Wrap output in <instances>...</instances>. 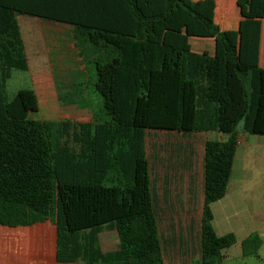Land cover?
Masks as SVG:
<instances>
[{
    "label": "trees",
    "instance_id": "1",
    "mask_svg": "<svg viewBox=\"0 0 264 264\" xmlns=\"http://www.w3.org/2000/svg\"><path fill=\"white\" fill-rule=\"evenodd\" d=\"M178 10L217 37L223 58L148 41L153 23ZM18 16L73 28L87 90L101 98L97 111L88 96L92 122L31 119L39 103L30 89L9 100L13 71L29 69ZM208 133L227 138L204 142L202 216L198 224L179 220L178 233L170 219L182 210L170 203L179 177L159 184L154 170L163 147L152 140ZM239 133L264 136V69L241 64L226 35L181 1L0 0V217L3 205L49 208L59 264H166L177 257L185 264L190 256L224 263L237 238L218 236L212 205L226 196ZM171 157L193 186L195 147L179 144ZM105 231L117 233V250H102ZM262 244L252 234L243 254L255 256Z\"/></svg>",
    "mask_w": 264,
    "mask_h": 264
},
{
    "label": "crops",
    "instance_id": "2",
    "mask_svg": "<svg viewBox=\"0 0 264 264\" xmlns=\"http://www.w3.org/2000/svg\"><path fill=\"white\" fill-rule=\"evenodd\" d=\"M179 1L209 19L226 35L236 49L241 64L264 69V0ZM44 22L59 26L63 33L62 39H69L77 51L71 26ZM152 28L153 32L148 34L147 39L154 44L213 58L224 57L223 47L217 37L208 32L202 24L194 21L186 11H175L167 20L153 23ZM77 54L79 57L78 51ZM79 60L82 63L80 57ZM84 72L88 78L85 67ZM38 113L39 111L35 114ZM257 147L260 152L256 150ZM263 149L264 136H239L226 196L212 205L214 230L223 231L227 227L226 234L234 233L239 238L237 241L241 243L254 233L264 240V176L261 179V174L264 173ZM261 156L263 164L258 167ZM190 189L192 194L189 193ZM188 193V203L192 211L196 200L195 182L190 187L189 181ZM171 196L170 205L175 209L180 204L183 205L179 195L171 191ZM174 196L178 197V201ZM3 206L7 209L6 212L3 211V218L0 217V264H59L57 228L51 210H42L39 206L27 207L19 203L14 204L12 209L10 205ZM186 212L187 215L191 214H188L189 210ZM7 217H11L8 222ZM189 219H184L183 222ZM170 220L180 233V219L173 216ZM224 233L218 236L226 235ZM175 261L181 262L180 257L166 264H174Z\"/></svg>",
    "mask_w": 264,
    "mask_h": 264
},
{
    "label": "rangeland",
    "instance_id": "3",
    "mask_svg": "<svg viewBox=\"0 0 264 264\" xmlns=\"http://www.w3.org/2000/svg\"><path fill=\"white\" fill-rule=\"evenodd\" d=\"M18 22L29 62V70L27 72L13 71L6 87L9 100H12L17 92L30 89L36 93L40 103L39 113L31 114V119L75 124L92 122L94 118L93 107L88 96L93 100L94 108L97 111L101 109V104H98L99 101L101 102V98L93 93L91 89L87 90V80L89 78L84 72V64L79 60L73 43L69 39H62L63 33L59 26L45 23L41 19L19 16ZM241 134L243 133H239L238 138ZM226 138L227 136L218 133H209L197 135L194 141H186L162 134L152 140L154 144L163 147L160 150L162 162L158 163L154 170V174H157L161 179L159 184L162 185L165 176L170 175L173 178L176 174L179 177L176 185L171 187V191L179 195V199L183 204L176 208L178 211L182 210L180 214L176 215L178 220L180 219L183 222L184 219L192 217L195 223L200 222L204 200L202 193L204 142L222 141ZM188 143L195 147L197 153L193 178L196 200L192 211L190 210V203H188L190 173L180 169L181 167L177 165V159L171 157L172 151L176 152L177 145H187ZM256 150L260 152L258 147ZM169 158L171 160L170 164L165 161ZM262 164L261 156L259 157L258 167ZM263 174H261V179L264 176ZM159 195L163 196L161 190ZM188 210L191 212L190 215H187L186 211ZM213 228L215 227L213 226ZM227 230L226 227L223 231L218 229L215 232L222 235V232L226 234ZM118 244V235L115 231H105L100 234V245L104 252L117 250ZM242 244L237 241L234 246L228 248L224 252L226 260L222 264H264V240L255 256H245ZM174 264H181V262L175 261ZM185 264H201V260L199 256H190Z\"/></svg>",
    "mask_w": 264,
    "mask_h": 264
}]
</instances>
